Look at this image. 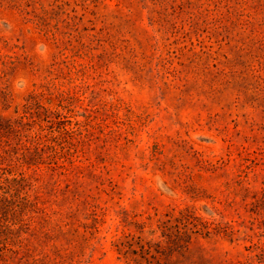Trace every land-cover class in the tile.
<instances>
[{"label":"rangeland","instance_id":"obj_1","mask_svg":"<svg viewBox=\"0 0 264 264\" xmlns=\"http://www.w3.org/2000/svg\"><path fill=\"white\" fill-rule=\"evenodd\" d=\"M26 105L39 203L4 264L264 249V0H0V116Z\"/></svg>","mask_w":264,"mask_h":264},{"label":"trees","instance_id":"obj_2","mask_svg":"<svg viewBox=\"0 0 264 264\" xmlns=\"http://www.w3.org/2000/svg\"><path fill=\"white\" fill-rule=\"evenodd\" d=\"M30 110L31 107L26 105L22 114L15 119L0 116V264H4V257L7 253L13 256L18 254L20 233L28 229L27 222L39 203L36 184L40 169L34 157L42 137L38 133L31 135V132L36 124L39 128L42 127L40 122H36ZM43 121L53 124L49 115H45ZM11 135L14 136L16 142L14 146H11L12 143L8 139ZM5 136L7 141L4 142ZM31 143L34 145L33 151L30 147ZM19 151L21 152L20 157H14L13 155ZM25 169L31 170V173H27ZM214 222H205L203 228L207 229L206 225H212ZM215 226L213 230L217 234L223 233L231 238L235 234L232 227H221L218 223ZM179 237L181 243L177 249H186L189 243L187 232H180ZM254 247V250L250 247L246 249L249 255L244 262L239 264L264 262V249L255 245ZM11 258L12 256L9 257Z\"/></svg>","mask_w":264,"mask_h":264}]
</instances>
